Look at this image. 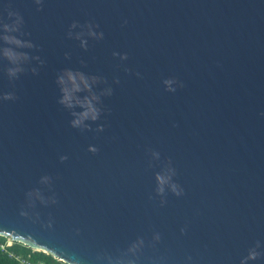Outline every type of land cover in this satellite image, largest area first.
<instances>
[{
	"label": "water",
	"instance_id": "obj_1",
	"mask_svg": "<svg viewBox=\"0 0 264 264\" xmlns=\"http://www.w3.org/2000/svg\"><path fill=\"white\" fill-rule=\"evenodd\" d=\"M77 100L97 118L73 127ZM0 235L68 264H264V0H0Z\"/></svg>",
	"mask_w": 264,
	"mask_h": 264
},
{
	"label": "trees",
	"instance_id": "obj_2",
	"mask_svg": "<svg viewBox=\"0 0 264 264\" xmlns=\"http://www.w3.org/2000/svg\"><path fill=\"white\" fill-rule=\"evenodd\" d=\"M6 237L0 235V242L6 243ZM68 264L56 259L53 255L22 244L19 241H12L11 245L4 249L0 248V264Z\"/></svg>",
	"mask_w": 264,
	"mask_h": 264
},
{
	"label": "clouds",
	"instance_id": "obj_3",
	"mask_svg": "<svg viewBox=\"0 0 264 264\" xmlns=\"http://www.w3.org/2000/svg\"><path fill=\"white\" fill-rule=\"evenodd\" d=\"M5 28L7 30V26H5ZM4 39L7 42H9V43H14L16 45H20V41L14 39L12 37L5 36ZM5 55L8 56L9 58H13V59L15 58L14 55H13V53H11L8 50H6ZM66 76H67L68 82L71 83L72 87H71V89H69L67 87H65L63 89L64 97H63L61 103H64L68 107H72V101L74 99L72 93L80 90V87L77 84V78H79L80 83L84 84V87L86 89L88 88V84H87L85 78L82 75H79V74L73 75L71 72H68V73H66ZM60 82H61V84H63L64 83V80L61 79ZM93 99H95V97H93ZM76 103L77 104H81L82 107H85L86 108V111L80 113L79 114V118L72 121L73 127H79L85 119L91 118L92 120H95L97 118V110L93 107V105H92V103H91L90 100H85L83 102L77 100ZM157 179H158V181L161 184L165 183V180H164L163 177H159L158 176ZM160 191H163V189L161 188ZM255 255H256V253L253 252V253L250 254V257L249 258L254 259L255 258Z\"/></svg>",
	"mask_w": 264,
	"mask_h": 264
},
{
	"label": "built area",
	"instance_id": "obj_4",
	"mask_svg": "<svg viewBox=\"0 0 264 264\" xmlns=\"http://www.w3.org/2000/svg\"><path fill=\"white\" fill-rule=\"evenodd\" d=\"M7 239H6V243H2V242H0V248H5L6 246H8V245H11V243H12V239L11 238H9V237H6ZM33 250H38V249H33ZM56 259H58V258H56ZM59 260V259H58ZM28 264H32V263H28ZM37 264H44V263H37Z\"/></svg>",
	"mask_w": 264,
	"mask_h": 264
},
{
	"label": "rangeland",
	"instance_id": "obj_5",
	"mask_svg": "<svg viewBox=\"0 0 264 264\" xmlns=\"http://www.w3.org/2000/svg\"><path fill=\"white\" fill-rule=\"evenodd\" d=\"M38 251H40V250H38Z\"/></svg>",
	"mask_w": 264,
	"mask_h": 264
}]
</instances>
